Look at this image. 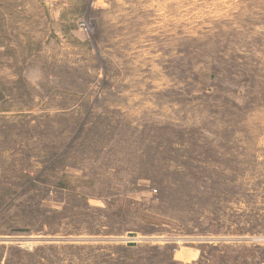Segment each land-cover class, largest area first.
I'll return each instance as SVG.
<instances>
[{
  "label": "rangeland",
  "instance_id": "374dc122",
  "mask_svg": "<svg viewBox=\"0 0 264 264\" xmlns=\"http://www.w3.org/2000/svg\"><path fill=\"white\" fill-rule=\"evenodd\" d=\"M218 244L264 248V0H0V264Z\"/></svg>",
  "mask_w": 264,
  "mask_h": 264
},
{
  "label": "trees",
  "instance_id": "16d2710c",
  "mask_svg": "<svg viewBox=\"0 0 264 264\" xmlns=\"http://www.w3.org/2000/svg\"><path fill=\"white\" fill-rule=\"evenodd\" d=\"M211 259L216 257L217 264H263L264 251L261 246L214 245L209 246Z\"/></svg>",
  "mask_w": 264,
  "mask_h": 264
},
{
  "label": "water",
  "instance_id": "95a60500",
  "mask_svg": "<svg viewBox=\"0 0 264 264\" xmlns=\"http://www.w3.org/2000/svg\"><path fill=\"white\" fill-rule=\"evenodd\" d=\"M137 236H138V233L137 232L132 231V232H129L128 233V237L130 239H132V240H130V242H128V245L129 246H136L137 245V242L135 241V239L137 238Z\"/></svg>",
  "mask_w": 264,
  "mask_h": 264
}]
</instances>
